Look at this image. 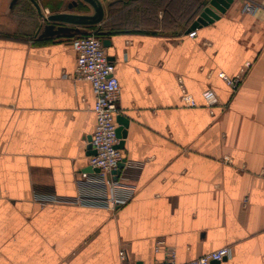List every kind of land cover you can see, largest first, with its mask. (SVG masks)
<instances>
[{
    "label": "crops",
    "instance_id": "1",
    "mask_svg": "<svg viewBox=\"0 0 264 264\" xmlns=\"http://www.w3.org/2000/svg\"><path fill=\"white\" fill-rule=\"evenodd\" d=\"M36 1L47 15L81 0ZM103 5L84 33L109 41L127 120L112 188L79 179L96 121L90 82L72 76L84 33L46 34L31 0H0V264H120L122 247L131 264L169 250L181 263L225 246L211 264H264V0H233L193 37L201 9ZM246 62L235 90L218 77ZM81 194L128 199L112 212L70 202Z\"/></svg>",
    "mask_w": 264,
    "mask_h": 264
},
{
    "label": "built area",
    "instance_id": "2",
    "mask_svg": "<svg viewBox=\"0 0 264 264\" xmlns=\"http://www.w3.org/2000/svg\"><path fill=\"white\" fill-rule=\"evenodd\" d=\"M243 8L244 11L253 12L256 4L251 1H245ZM45 12L47 13V10ZM187 35L189 37L195 36V29H191L187 32ZM70 46L75 53V68L72 76L76 79H85L90 82L94 96L92 111L96 119L93 132L88 141L93 150V153L88 158L89 171L81 172L79 179L82 182H90L100 186V188L107 186L112 188L116 181L111 176L115 174L114 171L118 169L119 163L124 159L122 150L116 147L119 142V138L116 135V117L119 114L120 84L115 74V65L105 53L102 37L94 30H89L83 35L71 38ZM247 66H249V62H246L234 76H229L221 71L218 72V77L232 90H235ZM183 99L190 105L194 104L188 95L183 96ZM90 187L99 189L96 186ZM97 195L85 196L81 194L70 200V202L103 203L108 210L115 212L128 199V197L113 194ZM229 255L230 249L225 246L179 263L175 259L174 251L169 250L159 264H211L212 262H219ZM118 258L120 264H131L127 251L123 247L118 251Z\"/></svg>",
    "mask_w": 264,
    "mask_h": 264
},
{
    "label": "water",
    "instance_id": "3",
    "mask_svg": "<svg viewBox=\"0 0 264 264\" xmlns=\"http://www.w3.org/2000/svg\"><path fill=\"white\" fill-rule=\"evenodd\" d=\"M36 10L41 17L43 22H46L43 27V31L46 34H56V33H64L69 34L73 32L84 33L86 30L84 26H91L99 23L104 16V0H81V1H73L72 4L69 5L70 10L78 11V12H51L50 14H43V11L40 5L36 0H31ZM233 0H208V2L201 8L198 12L197 16L193 20L189 29H193L199 27L201 25H206L213 20L219 17V13H223L225 9L229 6V4ZM92 13H89V11ZM55 23H67L74 26H64V25H55ZM102 43L104 45H108L109 41L107 39H103ZM121 126L116 128V135L119 138V142L116 144V147H123V139L126 135V118L124 117H116ZM90 140V137L88 138ZM87 148L91 149V153L93 150L91 145L88 143ZM124 159L119 163L118 169L114 171L117 174L120 169L124 165ZM213 263V262H212Z\"/></svg>",
    "mask_w": 264,
    "mask_h": 264
},
{
    "label": "trees",
    "instance_id": "4",
    "mask_svg": "<svg viewBox=\"0 0 264 264\" xmlns=\"http://www.w3.org/2000/svg\"><path fill=\"white\" fill-rule=\"evenodd\" d=\"M162 0H150L151 3H161ZM165 1V7L169 9L173 8L176 6V3H178L179 11L180 12V17H184V19H190L195 16V14L201 9V5L203 0H192L190 1H184V0H177L178 2L174 0H164ZM168 11V10H167ZM195 19V18H194ZM98 33V32H97Z\"/></svg>",
    "mask_w": 264,
    "mask_h": 264
}]
</instances>
